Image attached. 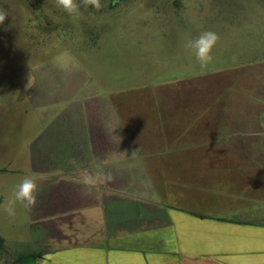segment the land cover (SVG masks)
I'll use <instances>...</instances> for the list:
<instances>
[{"label":"rangeland","instance_id":"1","mask_svg":"<svg viewBox=\"0 0 264 264\" xmlns=\"http://www.w3.org/2000/svg\"><path fill=\"white\" fill-rule=\"evenodd\" d=\"M101 3L70 15L55 0H0V197L35 179L29 163L86 147L72 91L119 114L124 133H141L124 137L143 163H182L190 180L264 163V0ZM205 31L219 40L202 67L185 44ZM6 202L0 236L32 264L30 217L20 202L9 216Z\"/></svg>","mask_w":264,"mask_h":264},{"label":"crops","instance_id":"2","mask_svg":"<svg viewBox=\"0 0 264 264\" xmlns=\"http://www.w3.org/2000/svg\"><path fill=\"white\" fill-rule=\"evenodd\" d=\"M77 95L71 102L83 101L76 113L86 147L29 163L38 184L36 205L24 207L33 231L27 242L37 249L32 264H254L264 257V163H232L219 178L193 180L182 163H143L124 137L141 133H124L119 114L109 117L104 104ZM19 182L8 181L7 190ZM0 237V259L19 264Z\"/></svg>","mask_w":264,"mask_h":264},{"label":"clouds","instance_id":"3","mask_svg":"<svg viewBox=\"0 0 264 264\" xmlns=\"http://www.w3.org/2000/svg\"><path fill=\"white\" fill-rule=\"evenodd\" d=\"M57 7L62 8L64 11L68 12L70 15L76 14L81 15L80 8L83 5L85 8L91 6L96 11H99L103 5L101 0H55ZM8 18V13L3 9H0V24H4L5 20ZM219 36L213 31H205L201 33L198 37L194 39H189L185 47L194 51L196 59L200 62L201 66H206L210 64L214 57L212 55V50L216 46ZM38 194V184L36 180L32 177H25L16 186L12 193V196L7 200L4 205V211L9 216L15 215L14 205L20 202L24 207L35 206L37 202ZM254 264H264V257L259 258L254 261Z\"/></svg>","mask_w":264,"mask_h":264},{"label":"trees","instance_id":"4","mask_svg":"<svg viewBox=\"0 0 264 264\" xmlns=\"http://www.w3.org/2000/svg\"><path fill=\"white\" fill-rule=\"evenodd\" d=\"M0 249H2V239L0 237Z\"/></svg>","mask_w":264,"mask_h":264}]
</instances>
